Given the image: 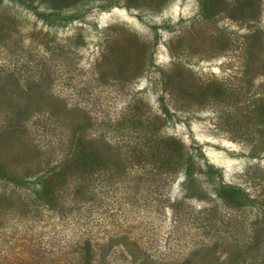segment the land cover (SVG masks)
I'll use <instances>...</instances> for the list:
<instances>
[{"label": "rangeland", "instance_id": "374dc122", "mask_svg": "<svg viewBox=\"0 0 264 264\" xmlns=\"http://www.w3.org/2000/svg\"><path fill=\"white\" fill-rule=\"evenodd\" d=\"M136 1L0 0V102L29 116L13 131L21 137L2 143L0 167L20 177L53 170L75 124L89 119L88 136L121 143L120 160L132 159L124 149L140 132L175 137L191 180L183 167L158 177L173 151L126 172L94 170L83 195L69 181L53 208L35 201L32 184L0 179V264H82L86 243L92 264H240L231 256L245 240L257 241L244 246L245 262L264 259V0L243 18L229 17L234 0L223 12L214 0ZM10 73L21 96L8 95ZM131 115L142 120L133 138L106 124ZM219 184L240 187L248 202L227 206Z\"/></svg>", "mask_w": 264, "mask_h": 264}, {"label": "trees", "instance_id": "16d2710c", "mask_svg": "<svg viewBox=\"0 0 264 264\" xmlns=\"http://www.w3.org/2000/svg\"><path fill=\"white\" fill-rule=\"evenodd\" d=\"M77 1L79 2L80 0ZM125 1L127 7H133L135 6L133 4L137 3L136 0ZM203 2L206 3V6L209 7L208 2L201 0V3ZM252 2H254V0H234V6H232V8L229 10L232 15H229V17L234 18L235 15H238L243 18L245 16L246 7L249 6ZM61 3L62 4L56 3L57 7H63L66 4L64 1ZM108 3L110 5L116 4L117 0H109ZM210 6H214L219 11L223 12L224 0H214ZM255 10L259 11L258 4L256 5ZM40 17L47 19V16L44 15H41ZM69 18H75V15H68L67 19ZM254 35L255 32L246 35V37L249 38ZM9 76L14 77L12 73H10ZM18 86V80L14 77L13 85H9L8 89H10L11 93H8V95L14 94L15 92V94L18 96L24 94V90H20ZM1 89L3 90L2 94H4V89ZM214 92H217V95H215L214 97L217 98L222 93V90L217 88ZM2 94L0 93V96ZM1 101H3V96ZM12 104L13 103L8 104L6 102L2 104L0 102V112L3 114V123H5V126L1 125L0 127V147H2V143L11 144L21 137L23 130L18 136H14L13 131L15 128L22 129V120L25 121L29 117L28 115L24 116L23 112L18 107L16 108V104L15 106H13ZM256 107L258 109V115L264 117V100L256 103ZM135 122H137L139 125L134 126ZM141 122V119L133 121L131 115L123 116L121 119L107 122L106 124H108L107 126L112 125L113 128L111 131H117V133L121 135L124 134V136L130 135V137L133 138L134 132L142 128ZM91 124L92 122L89 119H86L83 122L79 121L77 124H75L72 139L70 140L65 153H63L62 157L56 161L53 170L46 169L47 172L43 173H41L43 170H40L38 176L36 172H31V174L28 176L27 174L26 176L21 174L20 177L19 174L16 175L15 173H7L4 167H0V179L11 180L9 182L16 186L23 184L26 186L32 184L34 188L33 194L35 196V201L38 204L44 203L53 208L57 205L56 199L58 197L59 190L63 187V185L68 184L69 181H71L72 183H76V193L79 195H81L82 193L83 195V193L87 191L88 184L93 181L92 173L94 170H112L116 165L118 166L117 172H126V170L129 169L128 167L130 165H132L133 163L139 164L140 162L145 161L146 156L148 155L159 159L160 155H163L166 152L171 154V151H173L177 154V156L174 157L177 158L176 160L172 161V158L170 156L167 158L163 157L161 160L159 159L160 161L158 160V177L161 178L162 174L166 172L174 174L177 172V170L183 167L186 184L188 180H191L194 172L191 166V156L183 151L184 146L182 142L175 139V137L161 135L158 131V128H152L151 130L143 133L140 132V134H136L134 136L137 142L136 145H134L133 147V144L130 145L129 143V145H127V148L124 149L127 153H129V156L132 157V159H126V154L124 155V160H120L119 158H123L122 155L119 156L121 143L119 145L118 141L112 143L109 139H106L104 134L98 135L96 139L95 137H89L86 133V129L91 126ZM132 127L133 129L129 130ZM113 148H118V152L116 154L117 159L115 160V162L109 161L108 157H106L107 154L110 153V149ZM216 189L218 197H220L229 207H241L249 200L248 195L244 192L243 189L238 186L230 184H219ZM193 193L194 191H189L185 193L184 196L191 197L193 196ZM212 244V250L219 248V242L216 241ZM246 244H248L247 240L241 242V246H236L235 248L237 249H235V252H232L233 255L231 256V258L233 257L237 261L241 258L240 264H247L245 262L246 258L242 256L245 250L244 246ZM256 245L257 241L254 240L253 243L245 247H247L248 249L256 248ZM83 256L84 259L82 264H92L94 254L89 243H86ZM228 263H233V261H228L227 263L221 261L220 263L217 259L213 258L209 264ZM260 264H264V259Z\"/></svg>", "mask_w": 264, "mask_h": 264}]
</instances>
